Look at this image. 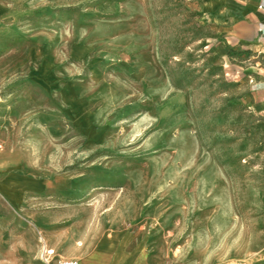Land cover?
<instances>
[{"label": "rangeland", "instance_id": "1", "mask_svg": "<svg viewBox=\"0 0 264 264\" xmlns=\"http://www.w3.org/2000/svg\"><path fill=\"white\" fill-rule=\"evenodd\" d=\"M246 72L200 0H0V138L52 175V209L29 194L0 228V264H81L87 244L146 264L140 242L161 264H264Z\"/></svg>", "mask_w": 264, "mask_h": 264}, {"label": "crops", "instance_id": "2", "mask_svg": "<svg viewBox=\"0 0 264 264\" xmlns=\"http://www.w3.org/2000/svg\"><path fill=\"white\" fill-rule=\"evenodd\" d=\"M200 9L214 34L242 52L252 106L264 116V36L260 32L264 26V0H200ZM34 78H39V73H35ZM29 159L22 150L8 146L0 138V228L14 216L24 223V205L29 194L50 193V198L41 199L40 207L52 209V175L38 174L34 162ZM31 220L36 222L39 219L32 215ZM144 246L140 242L138 249H141L145 263L161 264V260L151 257ZM82 253L81 264H94L88 244ZM120 259L118 254L115 255L113 264H121Z\"/></svg>", "mask_w": 264, "mask_h": 264}, {"label": "built area", "instance_id": "3", "mask_svg": "<svg viewBox=\"0 0 264 264\" xmlns=\"http://www.w3.org/2000/svg\"><path fill=\"white\" fill-rule=\"evenodd\" d=\"M260 32L264 36V26L260 29ZM48 253H50V251H48ZM57 264H77V261H74V260H58ZM165 264H176V263L167 262Z\"/></svg>", "mask_w": 264, "mask_h": 264}]
</instances>
